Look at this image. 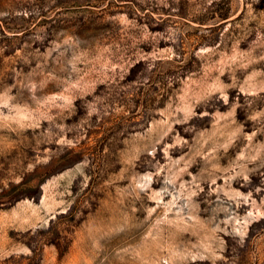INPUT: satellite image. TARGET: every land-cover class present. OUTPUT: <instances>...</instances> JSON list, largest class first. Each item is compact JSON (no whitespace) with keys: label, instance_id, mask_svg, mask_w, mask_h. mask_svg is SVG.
<instances>
[{"label":"rangeland","instance_id":"1","mask_svg":"<svg viewBox=\"0 0 264 264\" xmlns=\"http://www.w3.org/2000/svg\"><path fill=\"white\" fill-rule=\"evenodd\" d=\"M0 264H264V0H0Z\"/></svg>","mask_w":264,"mask_h":264}]
</instances>
